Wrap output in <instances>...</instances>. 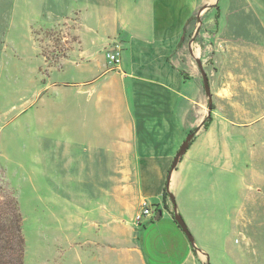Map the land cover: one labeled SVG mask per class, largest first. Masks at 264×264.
Masks as SVG:
<instances>
[{
    "label": "crops",
    "instance_id": "0c3cea01",
    "mask_svg": "<svg viewBox=\"0 0 264 264\" xmlns=\"http://www.w3.org/2000/svg\"><path fill=\"white\" fill-rule=\"evenodd\" d=\"M95 5L94 23L84 22L81 48L63 63L78 68V82L64 85L83 99L84 121L88 123L92 113L99 128L96 139L84 146L97 155L89 162L91 169L85 164L78 177H70L89 186L80 191L84 201L69 211L80 214L68 224L78 225L80 237L74 239H83L68 238L69 253L75 264H205L175 223L174 209L190 231V224L199 223L211 229L213 201L219 198L227 204L232 179L235 191L241 192L244 158L240 152L233 155L236 129L227 116H213L168 183L181 144L204 115L202 76L180 60L179 46L189 20L200 16L202 30H196L188 43L195 57L196 52H205L207 43L212 53L224 49L232 53L235 46L227 31L233 21L247 23V37L256 39L242 42L240 51L263 52L264 0H112ZM117 48L121 62L114 66L107 52ZM121 183H134L133 189L126 186L134 201L121 195ZM108 197L111 205L105 207ZM119 204L131 206L127 215L120 214ZM145 204L153 216L137 223ZM158 212L162 216L155 220ZM203 244L196 246L210 264H217L212 247ZM223 247L222 258L232 261Z\"/></svg>",
    "mask_w": 264,
    "mask_h": 264
},
{
    "label": "rangeland",
    "instance_id": "374dc122",
    "mask_svg": "<svg viewBox=\"0 0 264 264\" xmlns=\"http://www.w3.org/2000/svg\"><path fill=\"white\" fill-rule=\"evenodd\" d=\"M103 2L112 0H0V181L14 192L23 215L24 264H75L68 238L83 240L74 239L80 227L68 222L79 218L70 212L84 201L80 191L89 185L70 177H78L85 164L91 169L89 162L97 155L84 146L96 139L99 128L92 113L90 121H84L83 99L64 85L78 82V68L63 63L81 48L84 22L94 23L95 4ZM245 24L228 23L232 53H212L209 43L205 52H196L210 81L211 117L227 116L236 129L233 155L240 152L244 158L241 192L235 191L232 179L227 204L219 198L213 201V227L190 224L198 246H211L217 264H264V49L240 51L242 42L256 40L247 37ZM197 29L195 16L179 46V58L201 77L188 46ZM207 115L205 94L202 121ZM133 184L121 183V195L131 202L135 196L126 186L133 189ZM104 204L111 205L110 197ZM129 207L119 204L120 214L125 216ZM2 211L8 215L9 207L0 188ZM223 246L232 261L222 258ZM198 255L206 263V257Z\"/></svg>",
    "mask_w": 264,
    "mask_h": 264
},
{
    "label": "trees",
    "instance_id": "16d2710c",
    "mask_svg": "<svg viewBox=\"0 0 264 264\" xmlns=\"http://www.w3.org/2000/svg\"><path fill=\"white\" fill-rule=\"evenodd\" d=\"M193 19L194 17L188 23ZM211 120L212 117L204 128H208ZM0 183L9 207L8 215H5L3 211L0 212V264H24L26 241L22 229L23 215L14 192L9 190L3 181ZM168 197L169 194L165 192V201Z\"/></svg>",
    "mask_w": 264,
    "mask_h": 264
},
{
    "label": "water",
    "instance_id": "95a60500",
    "mask_svg": "<svg viewBox=\"0 0 264 264\" xmlns=\"http://www.w3.org/2000/svg\"><path fill=\"white\" fill-rule=\"evenodd\" d=\"M198 22H199V27L197 29V32H199L200 30V27H201V24H202V20H201V17L199 16L197 18ZM192 41H194V39H192ZM190 52H191V55L196 59L197 61V64H198V67L201 71V74H202V79H203V85H204V90H205V94L208 98V115L207 117L201 122V124L192 132L190 133L185 141L182 143V145L180 146L179 148V151L177 152L176 154V157L174 158V161L172 163V166H171V169L169 171V175H168V183L170 181V178H171V175L172 173L174 172V170L177 168L179 162L181 161L182 157L187 153V151L189 150L192 142L194 141L196 135L199 133V131L204 127V125L209 121V119L211 118V113L213 111V96H212V91H211V86H210V81H209V77L207 75V73L205 72L204 70V67H203V63L202 61L195 57V54L193 53V50L192 48L190 47ZM169 194V193H168ZM170 197L173 201V197L171 196L170 194ZM162 216V212H158L156 217H155V220H159ZM174 219L175 221L177 222V224L180 226V228L182 229L183 233L185 234V236L187 237V239L189 240V242L191 243L193 249L196 251V252H199V253H202L206 256L207 258V261L205 264H210L209 262V257L203 253V251H201L197 246H196V242H195V238L193 236V234L191 233V231L189 230L184 218L182 217V215L180 213L177 212L176 209H174Z\"/></svg>",
    "mask_w": 264,
    "mask_h": 264
},
{
    "label": "built area",
    "instance_id": "2783aa9c",
    "mask_svg": "<svg viewBox=\"0 0 264 264\" xmlns=\"http://www.w3.org/2000/svg\"><path fill=\"white\" fill-rule=\"evenodd\" d=\"M107 58L109 59L110 63H112L114 66H118L121 62V54H120L119 49L117 48L113 51L107 52ZM151 215L153 216V212L145 204L142 212L137 215L136 221L137 223H140L145 216H151Z\"/></svg>",
    "mask_w": 264,
    "mask_h": 264
}]
</instances>
